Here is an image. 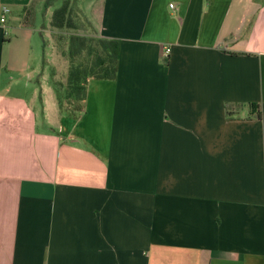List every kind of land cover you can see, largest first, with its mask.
<instances>
[{"label":"crops","instance_id":"1","mask_svg":"<svg viewBox=\"0 0 264 264\" xmlns=\"http://www.w3.org/2000/svg\"><path fill=\"white\" fill-rule=\"evenodd\" d=\"M29 1L0 0V264H264V0H97L117 71L75 119Z\"/></svg>","mask_w":264,"mask_h":264},{"label":"trees","instance_id":"2","mask_svg":"<svg viewBox=\"0 0 264 264\" xmlns=\"http://www.w3.org/2000/svg\"><path fill=\"white\" fill-rule=\"evenodd\" d=\"M39 0H30L21 10L18 25L33 27V6ZM79 0H60L52 9L48 28L55 32L69 31L64 39L65 46L60 49L67 67L64 81H49L53 89L58 113L77 118L83 110L87 80H113L117 71L118 41L96 35L94 38L77 33L75 14ZM45 7V2H42ZM251 106L254 104H250ZM258 116V111L256 112Z\"/></svg>","mask_w":264,"mask_h":264},{"label":"rangeland","instance_id":"3","mask_svg":"<svg viewBox=\"0 0 264 264\" xmlns=\"http://www.w3.org/2000/svg\"><path fill=\"white\" fill-rule=\"evenodd\" d=\"M97 0H79L78 10L74 20L77 24V33L89 37H95L96 33V10L90 16L91 9ZM42 2H45L43 7ZM60 0H39L33 6V33L31 39V51L29 63L43 65L47 69L48 78L55 81H64L67 63L60 49L65 46L64 39L69 35V31L55 32L50 30L48 20L53 8L58 6Z\"/></svg>","mask_w":264,"mask_h":264},{"label":"built area","instance_id":"4","mask_svg":"<svg viewBox=\"0 0 264 264\" xmlns=\"http://www.w3.org/2000/svg\"><path fill=\"white\" fill-rule=\"evenodd\" d=\"M168 6H169V7H172L173 5H172V3H169ZM7 10H8V9H7L6 7H2V8H1V13H0V23H3V22H4V14L7 12ZM168 50H169L168 48H164V51H163V52H164L165 55H166V53L168 52Z\"/></svg>","mask_w":264,"mask_h":264}]
</instances>
